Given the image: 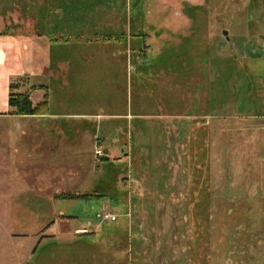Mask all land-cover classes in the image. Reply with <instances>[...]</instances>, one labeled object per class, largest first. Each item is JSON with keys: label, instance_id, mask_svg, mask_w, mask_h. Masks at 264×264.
Instances as JSON below:
<instances>
[{"label": "rangeland", "instance_id": "374dc122", "mask_svg": "<svg viewBox=\"0 0 264 264\" xmlns=\"http://www.w3.org/2000/svg\"><path fill=\"white\" fill-rule=\"evenodd\" d=\"M240 1L169 48L163 0H0L45 76L15 100L48 102L0 114V264H264V0Z\"/></svg>", "mask_w": 264, "mask_h": 264}, {"label": "crops", "instance_id": "0c3cea01", "mask_svg": "<svg viewBox=\"0 0 264 264\" xmlns=\"http://www.w3.org/2000/svg\"><path fill=\"white\" fill-rule=\"evenodd\" d=\"M205 0H163V2H165V4L169 7L167 8H163L158 12V18H161V23H170V25H168V27L166 26H160V24H158V28H157V32L161 34L162 38L164 41H166L167 46H175L177 43H179L180 41H178L176 43V41L178 40V37L175 36L177 35V33H179V28H181L182 26L179 27V25H176L175 28H173L171 26V22H177V23H186V28L185 30H187L188 34H193L196 32L197 29H200V25L204 24L205 22H203L202 18L205 19V21L207 23H209L211 29L214 26V20H215V16L213 14V12L210 13L209 16H202L204 15L203 12L199 9H197V6L202 5V3ZM241 3L246 2V0H241ZM140 4V3H139ZM184 4H189L190 7H194V8H185ZM119 11V10H118ZM121 13V11H119ZM153 14V12H152ZM227 14V16L232 15L231 12H225V14H221L219 12V14L216 15V17H224ZM115 15L117 16V13L115 11ZM262 16H264V13L261 14ZM198 19L200 21V25L198 24ZM128 20V19H127ZM203 22V23H202ZM127 23H129V20L127 21ZM154 25V24H153ZM129 26V30L131 29L132 26ZM171 26V27H170ZM155 28V26H153ZM201 28H205V26H201ZM207 28V27H206ZM212 32V30H211ZM169 33V35H163ZM186 33V34H187ZM192 34L190 35V37H185V40L187 42H192ZM212 35V33H211ZM225 35H229L228 33H225ZM247 38V37H245ZM261 41L262 43H264V36L261 37ZM183 41V39L181 40V42ZM27 43L25 40H23V38H20L19 35H10V36H6L3 34V32H0V114H3L1 116H13L10 113L12 112V108L9 104V100H10V93H11V86L13 85L14 81H17L21 78L24 77H29L32 81H34L37 78H41V77H45L44 76V72H40L37 70V68L32 67L29 69L27 68V60L32 61V59H35V57L32 58V56H28L29 54H27V52H25L24 49V44ZM148 48V47H147ZM170 48V47H169ZM149 49H151V47L149 46ZM165 56H168L167 52H161L159 55V58H163ZM44 71V70H43ZM36 82V81H35ZM41 92H35V95H39ZM34 96V95H33ZM119 117H122L120 115H113L112 120H117ZM127 118V122L131 119H134L136 117H138L137 120L139 119H144L145 115H132L131 113L126 114L125 116ZM180 116H176V115H168V116H159L158 118H156L158 121H166V123L168 124V126H172V129H176V124H172L171 121L172 120H177L179 121L181 119L178 118ZM264 117V115H263ZM30 118H36V117H32L30 116ZM117 118V119H115ZM147 118V116H146ZM33 122H29L28 124H31ZM48 123L51 122H42L37 120L36 122H34L35 127H44V128H48V129H53L56 128L57 129V125L58 124H53L51 123L47 125ZM129 123V122H128ZM44 125V126H43ZM98 126V125H97ZM59 127V125H58ZM103 127V125H99L97 127L101 128ZM111 128V127H110ZM128 130H131V125L129 127ZM121 136L116 137L115 140L112 139L113 144H112V152H116L119 153L120 150L122 151V146H118L121 143ZM111 141V143H112ZM120 142V143H119ZM128 142V139H127ZM126 142V143H127ZM109 150H111L110 148H106L105 151L108 152L107 154V158H110V160L117 158L118 156H113L112 152L111 154L109 153ZM104 151V150H102ZM121 153V152H120ZM123 153V151H122ZM112 155V156H111ZM105 156V154H104ZM126 157V156H125ZM128 158V157H127ZM122 160V159H121ZM117 161V160H114ZM120 161V160H119ZM61 174V173H59Z\"/></svg>", "mask_w": 264, "mask_h": 264}, {"label": "trees", "instance_id": "16d2710c", "mask_svg": "<svg viewBox=\"0 0 264 264\" xmlns=\"http://www.w3.org/2000/svg\"><path fill=\"white\" fill-rule=\"evenodd\" d=\"M11 88L13 89V87L11 86ZM18 99H21L23 97L22 94H17ZM15 96L13 95V92L11 90V93H10V100H9V104L12 108H16V114L17 115H37L38 112L40 111L39 109L41 107H46L47 106V103L46 100L45 102L41 103L40 105H37V106H32V102L28 99L26 102L23 103V105L21 106L20 103L21 100L19 101V104H18V101L15 100ZM44 105V106H42Z\"/></svg>", "mask_w": 264, "mask_h": 264}, {"label": "built area", "instance_id": "2783aa9c", "mask_svg": "<svg viewBox=\"0 0 264 264\" xmlns=\"http://www.w3.org/2000/svg\"><path fill=\"white\" fill-rule=\"evenodd\" d=\"M97 156L100 157H104V153L102 150H97L96 152ZM105 219L110 220V221H116L117 217L115 215H113L112 213H106L104 214Z\"/></svg>", "mask_w": 264, "mask_h": 264}, {"label": "water", "instance_id": "95a60500", "mask_svg": "<svg viewBox=\"0 0 264 264\" xmlns=\"http://www.w3.org/2000/svg\"><path fill=\"white\" fill-rule=\"evenodd\" d=\"M139 4V2L136 4V6Z\"/></svg>", "mask_w": 264, "mask_h": 264}]
</instances>
